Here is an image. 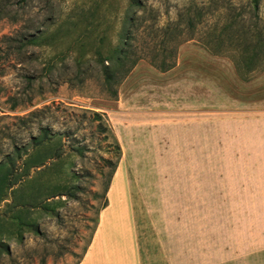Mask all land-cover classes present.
<instances>
[{
    "label": "rangeland",
    "instance_id": "obj_1",
    "mask_svg": "<svg viewBox=\"0 0 264 264\" xmlns=\"http://www.w3.org/2000/svg\"><path fill=\"white\" fill-rule=\"evenodd\" d=\"M140 1L143 9L131 0H0V221L3 228L15 222V233L0 240V264H78L106 203L102 231L132 232L129 179L138 231L162 230L174 216L181 226L188 217L197 227L210 220L212 231L225 219L241 243L253 231L264 234V143L246 142L253 134L264 137V67L240 76L230 59L211 56L202 45L219 22L242 14L249 21L252 0ZM188 8L203 17L194 40L179 48L178 63H198L200 55L211 61L212 158L200 161L207 175L195 177L204 184L190 180L179 193L149 192L161 183L153 173L186 171L193 161L163 158L153 129L128 140L124 164L114 120H134L124 118L113 93L127 79L107 87L94 54L113 57L122 48L132 15L143 23L138 47L162 42L157 31ZM259 18L264 23V0ZM138 65L151 66L149 60ZM112 183L119 190L109 196ZM253 262L264 263V253L234 264Z\"/></svg>",
    "mask_w": 264,
    "mask_h": 264
},
{
    "label": "crops",
    "instance_id": "obj_2",
    "mask_svg": "<svg viewBox=\"0 0 264 264\" xmlns=\"http://www.w3.org/2000/svg\"><path fill=\"white\" fill-rule=\"evenodd\" d=\"M197 58L200 59L198 63L180 61L177 67L168 73H160L151 66L147 68L138 65L118 93V106L125 110L124 118L129 116L130 120H134L129 123L124 119V124L117 122L116 118L114 120L113 130L124 150V164L128 159L126 148L128 140L133 143L136 136L152 134L153 129H159L156 131L158 137L156 147L163 154V158L193 161L190 170L163 168L161 171L157 169L156 173L151 172L152 175L156 174L162 178L161 183L156 180L157 183L152 189L151 186L148 187L149 192L161 190L179 193L185 186L190 187L186 182L192 180L195 185L196 181L202 182L200 179L197 180L196 176L207 175L205 167L200 168V161L212 158L211 61L206 56L200 55L194 59ZM152 77L163 80V85L152 84L149 81ZM155 107L158 110H154ZM120 111L122 113V110ZM133 115H139L138 119ZM135 119L140 121L135 122ZM246 142L264 143V137L253 134L246 137ZM119 173L120 168L115 177ZM148 181L153 184V180ZM122 188L126 192V187ZM115 190L119 189L112 183L109 196ZM128 190L134 229L126 233L103 232L107 206L101 212L98 227L79 264H234L264 253V234L253 231L250 237L241 243L239 240L241 233L234 235L227 231L225 219L223 221L220 219V229L216 231L206 227L207 223L211 224L210 220L198 222L197 227L196 219L188 217L186 226H181L180 219L174 216L170 222L167 221L168 226L162 230L138 231L130 179ZM195 190L196 188H192V191ZM140 191L145 190L141 188ZM116 192L119 195L118 191ZM8 222L9 225L3 228L0 221V240L5 239L3 234L5 232L11 235L15 233L12 227L15 222L12 219ZM111 224H114L113 221Z\"/></svg>",
    "mask_w": 264,
    "mask_h": 264
},
{
    "label": "trees",
    "instance_id": "obj_3",
    "mask_svg": "<svg viewBox=\"0 0 264 264\" xmlns=\"http://www.w3.org/2000/svg\"><path fill=\"white\" fill-rule=\"evenodd\" d=\"M262 1H251L253 13L249 21L242 14L229 18L223 24L219 22L208 31L202 43L203 48L211 56L230 59L240 76L250 75L264 67V23L259 18ZM131 3L132 6L144 8L140 0H131ZM202 17L203 13H194L192 8H188L179 15L177 21L157 31L163 36L162 42H144L145 47L140 48L136 45L137 32L143 27V23L137 15H132L128 19L129 25L122 48L116 49L113 57L103 58L98 52L94 54L98 56L96 62L102 67L106 86L119 87L141 61L149 60V64L160 73H168L175 69L179 48L184 43L194 40L198 25L196 20ZM30 42L32 45L38 44L36 39ZM147 56H151V59ZM113 94L117 101L118 91ZM97 116L100 118L99 115ZM107 206L106 203L104 208ZM7 251L10 253L9 249Z\"/></svg>",
    "mask_w": 264,
    "mask_h": 264
}]
</instances>
